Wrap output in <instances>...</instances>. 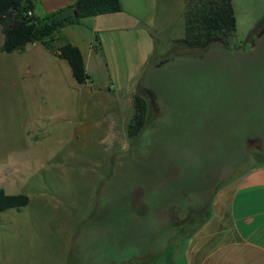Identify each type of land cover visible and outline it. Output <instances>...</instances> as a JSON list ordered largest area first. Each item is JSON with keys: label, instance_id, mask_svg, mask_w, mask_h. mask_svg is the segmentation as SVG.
Masks as SVG:
<instances>
[{"label": "rangeland", "instance_id": "1", "mask_svg": "<svg viewBox=\"0 0 264 264\" xmlns=\"http://www.w3.org/2000/svg\"><path fill=\"white\" fill-rule=\"evenodd\" d=\"M231 1L236 43L247 41L246 51L237 55L218 48L195 61L189 57L195 52L184 44L185 0H130L134 6L129 12L141 25L129 32L124 46L120 39L116 67L121 77L111 95V103L120 109L108 110V134L102 128L76 133L86 115L90 117L84 121L94 128L107 114L103 103L84 100L92 108L79 117L76 90H69L67 105L60 102V110L46 112L62 119L39 140L37 150L32 148L28 167L11 177L15 180L10 179L9 187L34 198L33 188L46 184L54 199L46 215H39L42 206L34 202L20 212L0 214V258L4 252L10 264H52L44 256L46 247L61 250L55 240L63 226L58 220L77 213L73 252L86 264H169L174 252L183 249L209 218L215 192L250 168L264 165V38L257 49L249 46L264 27V0ZM144 26L153 34L150 41L141 33ZM151 43L156 45L154 63L137 90L136 114L142 117L132 120L126 94L134 88L136 59ZM109 50L113 60L116 51L112 46ZM162 57L171 61L162 62ZM104 62L92 65V80L101 88L109 85ZM70 79L76 84L71 74ZM144 87L160 96L156 107L162 109L154 110L142 93ZM98 92L93 99L108 96ZM15 114L2 112L0 121L14 122ZM125 123H130L128 137L118 133L120 141L111 142L115 124ZM254 137L262 138V150L247 149V140ZM102 139L109 141L101 143ZM31 214L38 216L33 221L38 230H48L42 231L49 232L47 240L46 234L32 236L27 228ZM43 216L50 220H41ZM5 230L28 235L1 233Z\"/></svg>", "mask_w": 264, "mask_h": 264}, {"label": "crops", "instance_id": "2", "mask_svg": "<svg viewBox=\"0 0 264 264\" xmlns=\"http://www.w3.org/2000/svg\"><path fill=\"white\" fill-rule=\"evenodd\" d=\"M77 1L37 0L34 14L40 18H45ZM132 1L135 3L138 0ZM121 2L122 12L85 18L80 24L65 27L61 32L60 39L56 42L57 48L69 42L81 50L86 71L90 77L94 72L92 65L98 66L101 62L106 61L107 84L110 85H107V88L98 87L93 82L92 77L84 85H79L73 78L76 83L74 84L70 79V74L72 77L73 75L68 62L53 55L41 44H29L23 52L2 53L4 34L0 25V114L6 111H16L14 122L0 121V176L2 177L0 188L7 190L8 194L23 193L22 191H12L13 188L9 187L11 185L9 184L10 179L28 167L27 158H29L32 148L37 150L40 147L36 146L39 140L53 130L54 122L58 123L62 119V116H48L46 112L53 109L60 110L63 107L60 102L65 101V105H67L69 90H76L75 98L79 117H84L83 112L88 113L91 110L90 103L95 105L103 103L102 105H105L107 110L106 117H103L101 121L99 120V127L90 128L84 121L90 115H86L84 120L79 119L80 121L83 120V123L82 126L79 125V130L77 129L76 133L83 135L102 128L108 134V129H104L109 120V116L107 117L108 110H112L113 107L120 109L119 106L111 103L112 90L119 79L118 77H121L116 67L120 39L124 40V46L126 41L130 39L129 32L141 25L138 18L129 12L128 7L134 6L130 0H127V5L126 0H121ZM141 33H144L149 41L153 38L149 27L144 26ZM151 45V48L148 45L145 52L137 57L136 74L133 76L134 88L133 91H128L126 94L127 102L133 109L132 120L136 115L137 90L141 87L140 78L154 63L156 45L155 43H151ZM111 46L116 51L113 60L108 55ZM122 77H125L124 71ZM98 90L105 91L108 96L100 97V101L97 100L98 98L93 99L99 93ZM84 100L89 104L83 102ZM129 124H115L117 126L115 128L116 134L111 142L120 141L117 139L118 133L123 137H128L126 127ZM100 141L103 143L109 139ZM23 159L25 161H21ZM42 185L45 187L33 188L34 191L31 194L36 193L34 198L28 195L30 193H24L30 197L28 205L30 208L34 204L42 206L41 210L38 211L40 216L47 214V205L54 199L49 186ZM57 201L60 202V199ZM210 209L209 218L188 237L183 249L174 252L169 264H264V165L250 168L237 178L222 185L215 192ZM69 214L68 217L64 216V222L58 220L63 226L55 232L58 236H55V240H58L57 246L61 245L59 248L61 250L55 251L56 249L48 247L45 249L44 258L51 261L52 264H68L72 254L79 221L77 213ZM31 215L32 218H29L27 228L33 231L32 236L44 233L46 235L43 237H46L47 240L50 235L49 232L42 231L48 230H38L39 228L33 223L38 216ZM46 217L43 216L41 220L46 222L50 220L48 216ZM20 232L21 230L1 231L3 234H18L23 238L28 235ZM40 236L42 238V235ZM10 262L11 259H6L3 252L0 264H10ZM124 264L136 263L125 262Z\"/></svg>", "mask_w": 264, "mask_h": 264}, {"label": "trees", "instance_id": "3", "mask_svg": "<svg viewBox=\"0 0 264 264\" xmlns=\"http://www.w3.org/2000/svg\"><path fill=\"white\" fill-rule=\"evenodd\" d=\"M36 2L0 0V25L4 34L1 52H23L29 44H41L53 55L68 62L73 78L79 85L88 83L91 77L86 71L81 50L69 42L59 48L55 44L65 27L80 24L85 18L122 12L121 0H78L45 18L34 14ZM29 12L33 15L29 16ZM184 16L188 35L184 44L189 52L210 47L227 49L236 43V20L231 0H185ZM135 117L139 119L142 116L136 114ZM29 203L27 194L10 195L0 188V214L9 210L20 212ZM68 264L86 263L80 254L72 251Z\"/></svg>", "mask_w": 264, "mask_h": 264}, {"label": "flooded vegetation", "instance_id": "4", "mask_svg": "<svg viewBox=\"0 0 264 264\" xmlns=\"http://www.w3.org/2000/svg\"><path fill=\"white\" fill-rule=\"evenodd\" d=\"M264 38V27L260 30V32H258L254 38L251 39V42H250V49H257L258 48V41L259 40H262ZM247 45V41L245 42V44H232L229 48H224V49H221L222 51L223 50H226V51H229V50H234L237 52V55H240V54H244V52L246 50H244V47ZM217 51L218 50V47L217 48H213V47H210L208 49H205V50H199V51H194L195 53L192 55H190L189 57L193 58L195 61H202L203 59L207 58L209 56V54L212 52V51ZM198 52V53H197ZM162 62H165V63H168L169 61H171V58L170 57H162L160 59ZM160 61V62H161ZM164 65V63L162 64ZM161 65V66H162ZM158 67H160V64H157ZM142 93L145 95V96H148L149 97V100H150V103H151V106L154 108L155 111H158L160 109H162V107H156V105H158V102H159V99H160V96L155 92L153 91L152 89L150 88H147V87H144L143 90H142ZM254 138H260V137H254ZM254 138H251V139H254ZM262 139V138H261Z\"/></svg>", "mask_w": 264, "mask_h": 264}, {"label": "water", "instance_id": "5", "mask_svg": "<svg viewBox=\"0 0 264 264\" xmlns=\"http://www.w3.org/2000/svg\"><path fill=\"white\" fill-rule=\"evenodd\" d=\"M248 150H262L263 140L261 138H249L246 142Z\"/></svg>", "mask_w": 264, "mask_h": 264}, {"label": "built area", "instance_id": "6", "mask_svg": "<svg viewBox=\"0 0 264 264\" xmlns=\"http://www.w3.org/2000/svg\"><path fill=\"white\" fill-rule=\"evenodd\" d=\"M28 14H29V16H32V15H33V13H32V12H29Z\"/></svg>", "mask_w": 264, "mask_h": 264}]
</instances>
